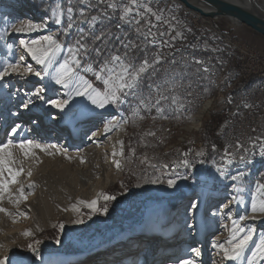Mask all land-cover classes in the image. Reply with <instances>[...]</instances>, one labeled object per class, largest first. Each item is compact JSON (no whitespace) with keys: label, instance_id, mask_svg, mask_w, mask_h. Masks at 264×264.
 I'll list each match as a JSON object with an SVG mask.
<instances>
[{"label":"rangeland","instance_id":"374dc122","mask_svg":"<svg viewBox=\"0 0 264 264\" xmlns=\"http://www.w3.org/2000/svg\"><path fill=\"white\" fill-rule=\"evenodd\" d=\"M141 2L150 5L154 11L163 9V20L161 21H156L155 17L148 14L147 19H150L156 27L151 29L155 36H149L147 40L143 34L136 31L135 20L129 24L119 19L123 7L128 4V0H106V3L103 4L99 3L98 0H0L1 10L7 7L14 10V14L10 18H0V32H2L1 29L10 26V24L21 18L24 19V17L31 18L34 22L46 24L51 36L55 37L62 45L60 53L62 56L58 59L60 62L69 59L67 49L79 38L81 30L85 33L94 32L97 35L101 31H105L111 34L108 46L100 42H97L96 45L104 48L105 52L115 53L117 50L123 52L121 41L124 43L131 41L137 45L133 55L136 56L138 62L147 58L151 64L157 57L161 58V62L158 64L161 67L155 65L158 75L153 76L152 71L149 70L150 74L148 73V76H145V88L143 89L145 93L148 92V85L152 81L160 83L168 80L169 84L166 87L170 89L173 83L180 84L179 88L171 89V94L177 96V105L170 108L165 107L163 116L158 114L155 108L141 109L137 116H133V108L139 102L132 97H129L121 105L109 106L111 110L109 117L119 115L121 123L125 126L121 156L123 165L116 179H114L111 169L109 171L102 169L104 156L102 157L103 163L97 157V163L100 164L95 166L93 165V161L97 159L96 157L93 159L95 155L85 156L84 158L67 157L52 152L49 155L36 149L34 150V156L25 160L19 153V149H13L17 159L25 169V173L18 178L19 181L24 185L32 183L34 187L31 189L25 188L27 199L19 205L9 203L7 199L0 205L7 208L11 213L10 215L0 213V256H7L10 264H22V262L23 264H40L43 260L48 261V264H151L152 258L149 257L152 253L158 257L157 261H153L152 264H165L169 261L173 262L184 257H191L193 248L202 252V262L212 264L215 258L213 253L217 252V249L212 246L215 235L220 234L223 237L230 238L234 232L232 231L229 235L227 232H222L223 229H219L220 219L214 225V229L209 228L204 233V237L202 240L200 239L201 244L197 241L189 244L182 243L184 246L195 245L192 246L191 251L187 248L188 252L185 253L183 252L185 248H182L179 254L169 255L168 253L169 249L175 250V246L180 248L181 244L176 241V237H182L184 241H187L199 236L196 233L197 216L191 217L186 222V226L184 225L185 219L179 220L184 204L197 197L201 188L203 190L208 189L212 194L207 208L210 209V212L217 210L227 196L239 195L242 199H247L255 194L260 199H264V195L257 192L258 185L264 183V157L260 155L259 148V145L261 147V141L264 140V77H258L259 74L264 73V64L258 63L256 60L251 63L248 60L251 55H256L264 61V39L258 41L250 35L246 36L242 30L248 27L244 25L234 27L225 18L208 21L210 18L204 16L205 22L192 21V23L191 19L188 20V17H186V15H192V10L184 8L182 6L184 4L176 2V0H141ZM108 3H116L117 8L115 10L108 8ZM58 7L64 10L59 25L55 23L56 11H54ZM69 7L73 9L71 20H69L67 13ZM81 11L84 12L83 17L80 15ZM136 11H143V9H134L133 13L129 15V20H132ZM93 16H96L97 20L89 23ZM136 19L140 18L136 17ZM69 23H72L73 27L65 35L64 29L67 28ZM140 27L143 33H147L148 25L141 22ZM230 30H233L232 33ZM187 31L189 32L187 33ZM205 31L207 32L205 33ZM161 32L164 33L163 36L160 35ZM176 32H181L182 36L172 39ZM116 37H120V39H116ZM225 39L237 44L239 50L231 49ZM153 40L154 42H149ZM1 41L0 33V67L5 62L17 63L22 54H17V46L12 45V48L15 49L8 53ZM87 42L91 45L90 37ZM203 44L209 48L203 46ZM24 57L23 64L28 60L29 65L32 66L31 61L35 62L31 57L29 58L30 61L27 56L24 55ZM176 58L180 59V65H168L169 61ZM81 59L84 64L95 62L94 67L98 68L103 56L98 58L92 52L87 58L81 57ZM207 59L210 62L214 61V64H218L215 65V68L212 67L215 69L213 72ZM197 60L202 61L203 65L197 64L195 62ZM23 64L21 67H24ZM56 67L57 64H54L49 71H55ZM205 67L208 69L207 72L204 71ZM39 69H41V66ZM195 69L197 70L195 71ZM234 69L236 70L234 71ZM203 73L205 74L203 75ZM80 74L102 88V84L95 81L92 73H85L80 69ZM235 75L236 77H234ZM238 75L251 78V81L248 80L247 83L241 79L239 84L234 85L233 82ZM15 78L19 82L22 79L19 76L9 75V77L0 80V143H7L9 140L13 141L14 144L21 140H34L40 143V140L44 139L42 143L46 145V140L50 141L46 137H53L54 130L47 132L45 131L47 126L44 125L42 127L44 132L33 136L30 132V127L33 125L31 123H37L41 115L44 117L41 118L42 121H45L47 117L50 120L58 119L62 115L66 117L65 115L69 111L71 112L74 106L67 105L68 108H65L67 110L64 113H60L58 110L51 111L49 109V111L44 108V103L49 98L48 93H58L60 91L58 88H61V85L51 86L43 99H33L31 95L42 86L38 87V85L33 84L34 88L27 90V88L19 86ZM39 79L41 82L45 80L47 84L53 83L50 76ZM210 80L214 82L211 83V86H209ZM218 83L221 86L217 88L214 84ZM226 83L227 90L224 87ZM252 84L253 86H251ZM166 94L170 93L166 92ZM229 98L232 101L231 103L227 102ZM27 100H32L28 107L29 112L24 111L27 114L23 115L25 120L20 122L15 135H12L11 130L14 125L18 124L19 114L22 115V112L18 111L23 107V102ZM187 100L194 102L196 106L200 105L199 109L201 110H192ZM239 101H241V104ZM202 104H206L207 107ZM179 105H183V107ZM71 108L73 109L71 110ZM88 116L90 115H85V117ZM81 119L84 120V117ZM99 123L97 122V124ZM61 124L67 129L74 126L71 123L67 124L63 119H61ZM97 124H93V122L89 124V126H92L90 129H88V126L78 128L79 133L77 130L71 129L74 135L79 134L77 137L80 136L84 141L80 142V145L76 148H70L69 152H73L77 147L97 146L93 142H88L92 135L91 130L95 129ZM84 128L85 130H83ZM48 129L53 128L48 127ZM62 132L65 134L64 130ZM148 133H154V135H148ZM64 134H62V138H64ZM109 137H112V134L106 136L104 142ZM257 137L261 139L257 140ZM237 142L249 147L247 155L251 163L237 162L235 165H223L221 160L223 150L226 147L230 151L233 150ZM253 143L255 144L254 148L252 147ZM213 145H215V151ZM198 152L204 154L197 156L196 153ZM184 153H187L186 157L182 155ZM184 158L190 161V167L185 168L180 164V161ZM82 160L83 162H81ZM153 164L156 165L155 168L151 167ZM163 164H168L169 167L163 168ZM221 165L226 169L228 177L236 174L237 171L245 172L246 175L243 179L237 181H232L230 178H221L217 170ZM17 166L21 165L18 164ZM29 170L31 176L27 175ZM84 171L92 177L91 180L94 186L101 187L96 199L98 203L95 209H90L78 203L81 198L83 201L92 200L89 197H82V193L85 194L88 190L84 188L78 190V175L85 173ZM105 176L108 178L107 182H105ZM182 177H187V179ZM151 179H158L163 182H148ZM168 179H175L176 185L169 188L166 183ZM73 185L77 188L75 189ZM18 187L19 184L12 185L11 189L15 192ZM64 192L67 193L64 194ZM74 192L77 193L74 194ZM101 193L114 196L115 199L105 201L103 196L100 195ZM63 196L65 197L63 198ZM60 201L64 202L61 203ZM58 202L63 205L61 206ZM78 206V213L72 214ZM105 207L107 211H103ZM32 208L38 213L39 217L33 215ZM157 209H164L166 214L153 215ZM68 213L72 215L68 216ZM173 213H175L174 217L176 219L172 217L174 220L170 221ZM167 214L171 215L168 219H166ZM180 221L182 222L180 225L176 226L174 224V222ZM41 222L46 225L38 227ZM135 223H141V226L131 230ZM61 225H63L62 228ZM246 226V224L242 225L244 229H248ZM6 229L17 231L14 236L19 239L18 241L23 240L26 242L15 246L7 244V240L11 235L6 232ZM25 231H30L32 234L29 237L25 236L23 235ZM209 231L212 232L209 233ZM195 234L197 236H193ZM243 234L239 233L238 236ZM35 241H40L39 245H35ZM222 243L223 241L220 242V244ZM28 244L38 247L41 259L37 260L28 251ZM225 247L228 246L225 245ZM250 255L251 248L248 247L240 258L241 261L222 262L221 258H218L217 261L219 260L218 264H246L247 257ZM259 264H264V261L262 260Z\"/></svg>","mask_w":264,"mask_h":264},{"label":"snow or ice","instance_id":"6c2138e0","mask_svg":"<svg viewBox=\"0 0 264 264\" xmlns=\"http://www.w3.org/2000/svg\"><path fill=\"white\" fill-rule=\"evenodd\" d=\"M99 3H106V0H98ZM108 8L115 10L117 8L116 3H108ZM134 9H143V11H136L135 16H133L132 20H129V15L133 13ZM56 24H61V17L64 14V10L62 8H57L56 10ZM72 8L67 9V13L69 16V20L72 19ZM160 14H157V13ZM163 9H157L156 11L153 8L145 3H142L141 0H128V4L123 7L122 14L119 19L121 21L127 22L131 24L133 20H135L136 31L145 36L147 40L149 36L154 37L155 33L151 31L153 27L156 25L152 24L150 19H147L148 14L155 17L156 21L163 20ZM81 17L84 16V12L81 11ZM139 17L140 19H136ZM175 19V17H173ZM97 20L96 16L91 18L89 23H92ZM141 22L145 25H148L147 33H143L140 27ZM167 23V21H165ZM73 27L72 23L67 25V28L64 29L65 35L68 30ZM119 27V25H118ZM40 28L31 22L29 23H21L19 25H12L11 31L14 33H27L32 31H39ZM190 31V29H189ZM9 33L5 31L4 35L7 36ZM161 36L164 35L163 32L160 33ZM182 36L181 32H176V37ZM91 38V45L88 44V38ZM111 39V34L105 31H101L98 35L94 32L85 33L81 30V34L78 39H76L75 43L68 47L67 52L69 54V59H65L62 62L57 61L58 53L62 47V45L57 41V39L51 35L44 36L41 40H31L26 41L21 39L19 41V47L22 49V54L19 57L17 63H8L5 62L2 67H0V80H3L6 76L9 75H17L21 78L27 77L29 75L39 77L43 79L45 76H50L51 79L57 85H61L64 89H66L65 95L67 99H52L49 100L48 103L57 108L60 111H64L66 106L69 104V101L72 100L73 97H84L86 98L92 106L95 108L103 109L106 106H114L121 105L128 100L129 97L134 98L139 103L133 108V116H137L141 109H151L155 108L157 113L163 116L165 107H172L173 105H177L178 99L175 94H171V89L179 88L180 85L173 83L171 85V89L166 87L169 84L168 80H164L160 83L152 82L148 85V92H144V79L145 76L149 73L151 69L152 75H158V72L155 68V65L160 64L161 58L157 57L151 64L148 59L145 58L141 61H137L135 55H133L134 50L137 48V45L129 41L128 43H124L121 41V45L124 49L123 52H105V49L97 45V42L108 46L109 41ZM116 39H120V37H116ZM149 42H154L149 41ZM167 43V42H165ZM9 48L12 45H8ZM94 52L96 56L99 58L103 56L102 62L99 63L98 68L94 67V63L84 64L82 62L81 57L87 58L90 53ZM23 53H27L32 60L35 61L36 64L42 66V71H37L31 65H27L21 67L22 62L25 57ZM59 64L58 67L55 68V71L50 72L49 69L54 64ZM197 64H202V61L197 60ZM80 69L85 73H92L95 77V81L99 84H102V88L98 87L96 83L89 79H85L83 75L80 74ZM205 72L208 71L207 68L204 69ZM45 89L40 87L35 93V97L39 99H43L41 95ZM170 93V94H166ZM170 101V103H169ZM231 99H228V103H231ZM32 103V100H27L23 102V107L28 108ZM183 107V105H179ZM247 106V105H246ZM155 119V117H153ZM127 122L126 120L124 121ZM119 122L107 121L104 124V132H109L113 128L118 126ZM19 125L12 128L11 134L15 135ZM95 136L96 133H93ZM148 135H154V133H148ZM260 140V137L256 138ZM251 142V141H250ZM49 147L55 148L54 145L48 146L40 144L34 140H21L18 143H13V141L9 140L7 143H0V205H2L3 201L7 199V201L14 205H19L22 201L27 199V195L25 192V188L31 189L34 187V184L29 183L27 185L22 184L19 181V177L25 173V169L22 166L21 162L17 159V156L13 149H19V153L24 157L25 160L34 156V150L39 149L40 151L48 152ZM252 147H255V144H252ZM213 150L215 151V145H213ZM59 151V149H57ZM249 152V148L245 146V144L237 142L234 145L233 150H229L227 147L223 150V154L221 156V160L223 161V165H233L237 162L240 163H251L248 158L247 153ZM203 152L196 153L197 156H202ZM116 155V153H113ZM183 156H187V153L182 154ZM260 155L264 157V140L261 141L260 147ZM83 162V160L81 161ZM143 163V161H142ZM20 164L21 166H17ZM180 164L188 168L190 167V161L187 158H184L180 161ZM221 165L217 170L221 178H230L232 181H237L243 179L246 175L245 172L237 171L236 174L228 177V173L226 169ZM115 166L120 168V162L116 161ZM151 167L155 168L156 165H151ZM163 168H168V164H163ZM28 176H31V171L27 172ZM187 179V177H182ZM148 182L158 183L163 182L158 179H151ZM169 188H172L176 185L175 179H168L166 181ZM19 184V187L15 192L12 191L11 186ZM257 192H261L264 195V183H261L257 187ZM105 201H110L115 199L114 196H110L107 194L101 193ZM257 198L253 195V203H252V212L253 214H264V199L259 200L257 203ZM79 204H83L90 209H95L98 201L93 199L91 201H78ZM75 207V206H73ZM198 208L197 203L191 204V210L194 212ZM103 211H107L105 207ZM0 213H4L5 215H10L9 210L3 206H0ZM18 214V213H17ZM251 218H255V215ZM243 219V217H241ZM61 228L63 225L60 226ZM239 233H244L242 236L237 238ZM32 233L30 231H25L23 235L30 236ZM253 239V231L252 229H244L242 227L236 228V230L232 233L231 239L227 242L228 247H225L224 244H220L217 241H213V247L219 248L222 252V262L223 261H236L239 260L245 253V250L248 248L249 242ZM40 241H35V245H39ZM28 251L37 259H41V254L39 252L38 247L33 244H28ZM192 252L195 256L200 255V251L196 248L192 249ZM257 258L260 260H264V236L260 237L259 243L256 244L255 248L251 250V255L247 257V264H257ZM0 264H10L7 256H0ZM23 264V262H22ZM180 264H195L193 260H181Z\"/></svg>","mask_w":264,"mask_h":264},{"label":"bare ground","instance_id":"6f19581e","mask_svg":"<svg viewBox=\"0 0 264 264\" xmlns=\"http://www.w3.org/2000/svg\"><path fill=\"white\" fill-rule=\"evenodd\" d=\"M160 1V0H159ZM167 1V0H166ZM173 1V0H172ZM190 2L194 3V4H197V5H200L201 4L199 2H197L196 0H189ZM225 1H228L230 3H233V4H236L240 7H243L245 8L246 10L248 11H251L252 13H255V14H258V15H262L264 16V0H225ZM170 2V1H169ZM177 2V1H176ZM5 3V2H4ZM155 3V2H154ZM166 3V2H165ZM171 3V2H170ZM169 5V4H167ZM26 6V5H24ZM183 6V5H182ZM163 7V6H162ZM176 7V5H175ZM181 7V6H180ZM203 7V6H202ZM182 8V7H181ZM177 11V10H176ZM14 14V10L13 9H10L9 7H7L6 9H0V18H10L11 15ZM186 17H188V20H190L191 22H197V16L192 15H186ZM185 17V18H186ZM133 18V17H132ZM190 18V19H189ZM22 19V18H21ZM19 19L18 21H15L14 23L10 24V26H7L6 28H3L1 29L2 32L1 33V39H2V43H3V46L7 49V52L10 53L12 52V50H14L12 47L9 48L8 45H14L17 46V54H21L22 53V49H20L19 47V41L21 39L23 40H26V41H31V40H41L42 37L44 36H49L51 35L50 34V30L48 28V25L46 24H42V23H38V22H34L33 19L31 18H28V17H24V19ZM35 20V19H34ZM183 20V19H182ZM229 21L230 24H232L234 27L235 26H242L240 25L236 20L234 19H227ZM31 22L32 24L38 26L40 28L39 31H32V32H27V33H14L11 31V26L12 25H19L21 23H29ZM188 22V21H187ZM192 22V23H193ZM163 23V22H162ZM7 24V23H6ZM5 24V25H6ZM202 26V25H201ZM205 27V26H204ZM203 27V28H204ZM211 28V27H210ZM215 29V28H213ZM186 30V29H185ZM5 31H7L9 34L7 36L4 35ZM191 31V30H190ZM213 31V30H212ZM116 32V31H115ZM189 31H187L188 33ZM194 32V31H193ZM207 31H205L206 33ZM209 32V31H208ZM198 33V31H197ZM201 34V33H200ZM203 34V32H202ZM211 34V33H210ZM138 35V34H137ZM208 35V34H207ZM215 36V35H214ZM202 37V36H201ZM204 37V36H203ZM211 37V36H210ZM209 37V38H210ZM216 37V36H215ZM207 38V37H206ZM202 39V38H201ZM214 40V39H213ZM218 40V39H217ZM210 41V40H209ZM215 41V40H214ZM201 42V41H200ZM143 43V42H142ZM156 43V42H155ZM193 43V42H192ZM218 43V42H217ZM194 44V43H193ZM211 44V43H210ZM144 45V44H143ZM155 45V44H154ZM200 45V44H199ZM153 46V45H152ZM169 46V45H168ZM167 46V47H168ZM195 46V45H194ZM203 46H206L203 44ZM218 46V45H217ZM220 46V45H219ZM170 47V46H169ZM207 47V46H206ZM227 47V46H226ZM209 48V47H207ZM169 49V48H168ZM183 49V48H182ZM192 49V48H190ZM206 49V48H205ZM231 49H233L231 47ZM189 50V49H188ZM195 50V49H194ZM207 50V49H206ZM62 49H60L59 53H58V56H57V61H59V57L62 56L60 55ZM182 51V50H181ZM208 51V50H207ZM218 51V49H217ZM220 51V50H219ZM190 52V51H189ZM198 52V51H197ZM203 52V51H202ZM229 52H230V48H229ZM181 54V53H180ZM195 54V53H194ZM198 54V53H197ZM205 54V53H203ZM208 54V53H207ZM223 54V53H222ZM221 54V55H222ZM23 55L27 56V58L29 59L30 56L27 54V53H23ZM166 55V54H165ZM175 56V55H174ZM177 56V55H176ZM195 56V55H194ZM205 56V55H204ZM240 56V54H239ZM166 57V56H165ZM170 57V56H169ZM179 57V56H178ZM203 57V56H202ZM213 57V56H212ZM228 57V56H227ZM234 57V56H233ZM188 58V57H187ZM199 58V57H198ZM218 58V57H217ZM229 58V57H228ZM11 59V58H10ZM169 59V58H168ZM172 59V58H171ZM202 59V58H201ZM216 59V58H215ZM238 59V57H237ZM170 60V59H169ZM209 62L210 60L207 59ZM224 60V59H223ZM228 61L231 59H227ZM241 60V59H240ZM30 61V59H29ZM217 61V60H216ZM220 62V59L218 60ZM233 61V60H232ZM231 61V62H232ZM24 62V61H23ZM60 62V61H59ZM196 62V61H195ZM214 62V61H213ZM212 61L210 62V69L211 71L213 72L215 69V65L217 64H214ZM239 62V60H238ZM28 60L25 64H23L24 66H27L30 64V62L28 63ZM184 63V62H183ZM191 63V62H190ZM189 63V65H190ZM208 63V62H207ZM227 63V62H226ZM31 64L32 67L34 69H36L37 71H42V66L41 65H38L36 64L35 62H32L31 61ZM223 64V63H222ZM168 65H172V66H178L180 65V59L179 58H176L174 60H171L168 62ZM186 65V63H185ZM192 65V64H191ZM195 65V64H194ZM203 65V64H202ZM208 65V64H207ZM218 65V64H217ZM216 65V66H217ZM233 65V64H232ZM41 66V69H39V67ZM59 66V64L57 63V67ZM160 66V65H158ZM224 66V65H223ZM236 66V65H235ZM161 67V66H160ZM168 67V66H167ZM184 67V66H183ZM214 67V68H212ZM238 67V66H237ZM177 68V67H176ZM187 68V67H186ZM200 68V67H199ZM206 68V67H205ZM218 68V67H217ZM220 68V67H219ZM228 68V67H227ZM236 68V67H235ZM168 69V68H167ZM171 69V68H170ZM173 69V68H172ZM193 69V67H192ZM246 69V68H245ZM151 70V69H150ZM197 69H195L196 71ZM218 70V69H217ZM221 70V69H220ZM223 70V69H222ZM230 70V69H228ZM236 69H234L235 71ZM242 70V69H241ZM247 70V69H246ZM245 70V71H246ZM200 71V70H198ZM203 71V70H202ZM151 72V71H150ZM180 72V71H179ZM190 74V72H188ZM197 73V72H196ZM201 73V72H200ZM240 73V72H239ZM238 73V74H239ZM150 74V73H149ZM171 74V73H170ZM174 74V72H173ZM205 73H203L204 75ZM213 74V73H212ZM216 74V73H215ZM176 75V74H175ZM179 75V74H178ZM192 75V74H191ZM208 75V74H207ZM246 75V74H245ZM12 76H17V75H12ZM148 76V75H147ZM171 76V75H170ZM186 76V75H185ZM206 76V75H205ZM215 76V75H214ZM223 76V75H222ZM241 75H238L237 78H235V81L233 82L234 85L236 84H239V81L241 79L245 80L246 82L248 80L251 81V79H249L248 77L245 78L244 76H241ZM7 77V76H6ZM5 77V78H6ZM9 77V76H8ZM48 76H46L47 78ZM153 77V76H152ZM177 77V76H176ZM180 77V76H179ZM178 77V78H179ZM183 77V76H182ZM217 77V75H216ZM226 77V75H225ZM236 77V75L234 76ZM259 78L261 77H264V73L263 74H259L258 75ZM146 78V77H145ZM170 78V77H169ZM229 78V77H228ZM256 78V77H255ZM16 79V78H15ZM51 79V77H50ZM162 79V78H161ZM175 79V78H174ZM181 79V78H179ZM190 79V77H189ZM208 79V78H207ZM227 79V78H225ZM230 79V78H229ZM257 79V78H256ZM52 80V79H51ZM148 80V79H147ZM150 80V79H149ZM155 80V79H154ZM163 80V79H162ZM172 80V79H171ZM177 80V79H176ZM203 80V79H202ZM201 80V81H202ZM216 80V79H215ZM242 80V81H243ZM19 86H22L23 88H27L28 89H32L33 87V84L35 85H38V87L42 86L45 91L41 94L42 96H45L47 95V90L53 86H58L57 84H55V82L53 81V83H48L44 80L43 82H41V80L39 79V77H35V76H32V75H29L27 77H24L22 79H20V82L17 81V79L15 80ZM50 81V80H49ZM151 81V80H150ZM161 81V80H160ZM209 81V80H208ZM210 85L211 86V83H214L213 80H210ZM224 81V80H223ZM227 81V80H226ZM253 81V79H252ZM257 81V80H256ZM261 81V80H260ZM263 81V80H262ZM153 82V81H152ZM155 82V81H154ZM158 82V81H157ZM175 82V81H174ZM185 82V81H184ZM187 82V81H186ZM190 82V81H189ZM205 82V81H204ZM219 82V81H218ZM231 82V81H230ZM255 82V81H253ZM200 83V82H199ZM221 83V82H220ZM248 83V82H247ZM145 84V83H144ZM183 84V83H182ZM192 84V83H191ZM197 84V83H196ZM195 84V85H196ZM208 84V83H207ZM230 84V83H229ZM242 84V83H241ZM255 84V83H254ZM260 84V83H259ZM180 85V84H179ZM203 85V83H202ZM217 88L220 87L221 85L218 83V84H214ZM227 83L225 84V90H227ZM261 85V84H260ZM60 86V85H59ZM187 86V85H186ZM253 86V84L251 85ZM16 87V86H15ZM36 87V86H35ZM214 87V86H212ZM237 87V86H236ZM239 87V86H238ZM248 87V86H247ZM34 88V87H33ZM145 88V86H144ZM200 88V87H199ZM241 88V87H240ZM254 88V87H252ZM39 89V88H38ZM60 89V93H53V94H49V98L46 99L45 103H44V108L47 109V110H51V111H54V110H58L57 108H54L52 107L48 101L49 100H52V99H56V100H59V99H67V96L65 95L66 93V89L64 88H58V90ZM236 89V88H235ZM256 89V88H255ZM26 90V91H27ZM173 90V89H172ZM185 90V89H184ZM199 90V89H198ZM239 90V89H238ZM251 90V89H250ZM175 91V90H174ZM188 91V90H187ZM193 91V90H192ZM214 91V90H213ZM239 91H242V90H239ZM195 92V91H194ZM228 92V91H227ZM253 92V91H252ZM147 93V92H146ZM197 93V92H196ZM222 93V92H221ZM200 94V93H199ZM249 94V93H248ZM189 95V94H188ZM213 95V94H212ZM211 95V96H212ZM241 95V94H240ZM245 95V94H244ZM214 96V95H213ZM216 96V95H215ZM235 96V95H234ZM238 96V95H237ZM20 97V96H19ZM22 97V96H21ZM20 97V98H21ZM31 97H33V99H36L37 97H35L34 94L31 95ZM184 97V96H183ZM205 97H206V94H205ZM231 97V96H230ZM180 98V97H179ZM200 98V97H199ZM208 98V97H207ZM240 98V97H239ZM12 99V98H11ZM38 99V98H37ZM185 99V98H184ZM190 99V97H189ZM198 99V98H197ZM222 99V97H221ZM224 99V98H223ZM24 100V99H23ZM200 100V99H199ZM204 100V99H203ZM210 100V99H209ZM225 100V99H224ZM227 100V99H226ZM36 101V100H35ZM41 101V100H40ZM184 101V100H183ZM188 101V100H187ZM197 101V100H196ZM195 101V102H196ZM208 101V100H207ZM216 101V100H215ZM263 101V100H262ZM11 102V101H10ZM201 102V101H200ZM203 102V101H202ZM201 102V103H202ZM219 102V101H218ZM228 102V101H227ZM16 103V102H15ZM14 103V104H15ZM189 103V106L191 107L192 110H198L200 105L196 106L194 104V102H190L188 101ZM200 103V104H201ZM221 104V103H220ZM227 104V103H226ZM11 105V104H10ZM71 105V106H74V109L71 108V112L67 115H65L66 117H64L63 115L62 116H59L60 118L58 119H55V120H50L48 119V117L46 118V120L42 121V115L39 117L40 119H38L37 123L35 122L34 123H31L33 124L31 127H30V132H31V135H35L37 133H43L44 131V128H42L44 125L47 126L46 127V130L47 132H49L50 130H54V133H53V137H50V136H47L46 138H49L50 141H47L46 140V145L48 146H52L54 145L55 148H52V147H49L48 149V152H52V153H59L60 155H65L67 157H85V156H90V155H95L93 159H95V157L99 158V160L102 162V157L104 156L103 160H104V163L102 164V169H105L107 171H109L111 169V172L114 174V179H116L118 177V175L120 174L121 172V167H122V148H123V134H124V128L125 126L121 123V117H119V115H116L115 117L111 116L109 117V113L111 112V110L109 109V106H106L105 108L103 109H100V108H95L94 106H92L90 104V102L84 98V97H73L72 100L69 101V104L68 106ZM203 105V104H202ZM201 105V106H202ZM205 105V106H204ZM203 106L204 107H207L206 104H204ZM202 106V107H203ZM261 106V105H260ZM201 107V108H202ZM216 107V106H215ZM224 107V106H223ZM239 107V106H238ZM236 107V108H238ZM66 108H68L66 106ZM188 108V107H187ZM190 109V110H191ZM217 109V108H216ZM219 109V107H218ZM235 109V108H234ZM49 110V111H50ZM67 109H65L64 111H60V113H64L66 112ZM70 110V109H68ZM201 110V109H199ZM24 111H26L27 113L29 112L28 108H24L22 107L21 110H19L18 112H22V115L21 113L19 114V121H18V124L14 125V127H16L17 125L20 126V122H22L23 120H25V118L23 117V115H27L24 113ZM224 111V109H223ZM192 112V111H191ZM190 112V113H191ZM199 112V111H198ZM211 112V111H210ZM221 112V111H220ZM240 112V111H239ZM58 114H60L59 112H57ZM145 113V112H144ZM189 113V112H188ZM187 113V114H188ZM205 113V112H204ZM207 113V112H206ZM14 114H17V113H14ZM85 115H90L88 117H85ZM191 115V114H190ZM205 115V114H204ZM248 115V114H247ZM32 117V114L30 115ZM255 116V115H254ZM50 117V116H49ZM84 117V120L81 119ZM182 118V116H180ZM195 117V116H194ZM207 117V116H206ZM27 118V117H26ZM44 118V117H43ZM211 118V117H210ZM214 118V117H213ZM218 118V117H217ZM14 119V118H12ZM22 119V120H21ZM61 119L65 120V122H67V124L71 123L72 125V128L69 127V129H67V127L65 128L62 124H61ZM174 119V118H173ZM180 119V118H179ZM197 119V118H196ZM208 119V118H207ZM144 120V119H143ZM41 121V122H40ZM107 121H113L114 123L115 122H119L118 123V126L116 128H113L111 131L109 132H104L103 129H104V124L105 122ZM69 122V123H68ZM97 124V122H100L99 124H97V126L95 127V129H92L91 132H92V135L90 136V138L88 139V142H93V144H97V146L95 147H89V146H86V147H81V148H78L75 149L73 152H69V149L70 148H76V146H79L80 145V142H83V138H81L80 136L77 137L78 135L77 134H73V132L71 131L72 130H77L78 132V128H81L83 126H88V129H90L92 126L89 124ZM179 122V121H178ZM201 122V121H200ZM215 122V121H214ZM217 122V121H216ZM45 123V124H44ZM199 123V122H198ZM217 124V123H216ZM185 125V124H184ZM190 125V124H189ZM188 125V126H189ZM196 125V124H195ZM94 126V125H93ZM49 128H53V129H48ZM42 128V129H41ZM86 128V127H85ZM85 128L83 130H85ZM94 128V127H93ZM199 129V128H198ZM64 130L65 134L62 132ZM39 131V132H38ZM90 132V133H91ZM79 133V132H78ZM93 133H96V135L94 136ZM195 133V132H194ZM62 134H64V138H62ZM112 134V137H109L108 139L105 140L104 142V139L106 136L108 135H111ZM38 136V135H37ZM177 138V137H176ZM188 139V138H187ZM186 139V140H187ZM38 140V139H37ZM190 140V139H189ZM40 144H43L42 142L44 141L43 140H40ZM176 144V143H175ZM248 144V143H247ZM44 145V144H43ZM100 146V147H99ZM247 147V146H246ZM251 147V146H250ZM249 148V147H248ZM259 148H260V145H259ZM57 149H59V151H57ZM39 150V149H37ZM135 151V150H134ZM255 151V150H254ZM259 151V150H258ZM252 152V151H251ZM113 153H116V155H113ZM191 153V152H190ZM249 153V152H248ZM252 154V153H251ZM191 157V156H190ZM90 158V157H89ZM98 158L93 161V165H99L97 162H98ZM101 158V159H100ZM255 158V157H254ZM258 160V159H257ZM116 161H119L120 162V168H117L115 166V162ZM253 163V162H252ZM256 164V163H255ZM235 165V164H234ZM237 165V164H236ZM253 165V164H252ZM229 166V165H228ZM260 168V167H259ZM244 169V168H243ZM244 171V170H243ZM85 172V171H84ZM79 177V180H78V186H79V191L80 189L83 190V188L85 190H88L87 193H82L83 196L82 197H89V198H92L93 199H97L98 195H99V191L101 189L100 186H94L93 183H92V177H90L88 175L87 172L83 173V174H79L78 175ZM107 176H105V182H107ZM74 186V185H73ZM102 186V185H101ZM75 187V186H74ZM72 188V187H71ZM77 187H75L76 189ZM241 188V187H240ZM76 191V190H75ZM85 192V191H84ZM67 193V192H66ZM64 192V194H66ZM77 193V192H76ZM74 192V194H76ZM59 194V193H58ZM78 195V194H77ZM255 195V194H253ZM253 195L249 196V198L247 199H242L239 195L237 196H227V198L225 199V201L223 203H221V205L219 206V208L217 210H214L212 212H210V209L208 210V205H209V200L210 198L212 197V194L210 193V191L208 189H199L198 191V196L193 198L191 201L187 202L184 204V207H182L181 209V217L179 218V220L181 219H185L186 221L184 222V225L186 226V222L193 216H197L196 218V221H197V230H196V234L193 235V236H197V238L195 239H189L187 241H184L182 237H176V241H178L181 245H180V248L175 246V250L173 249H169L168 250V253L169 255H174V254H179L180 253V249L182 250V248H185V250H183V252H188L186 249L189 248V250L191 251V248L192 246H195V245H187V246H184L182 243L186 242V243H190V242H195L196 241L198 243L201 244V240L202 238L204 237V233L209 229H214V225H216L220 219V226H219V229H223L222 232L224 233H228L231 234L232 231H235L236 228L238 227H242L243 224H246L247 228L248 229H252L253 231V239L249 242V245L248 247L252 249L255 248L256 244L259 243V240H260V237L261 236H264V214H253L252 212V203H253ZM256 198H257V203L259 202V200H261L257 195H255ZM65 196H63L64 198ZM57 198V197H56ZM67 198V197H66ZM77 198V196H76ZM58 200V199H57ZM61 200V199H60ZM64 200V199H63ZM76 200V199H75ZM82 200V198H81ZM59 201V200H58ZM65 201H67V199H65ZM87 201V200H86ZM61 202V201H60ZM64 202V201H62ZM61 202V203H62ZM74 202V201H73ZM197 203L198 204V208L193 212L191 210V204L192 203ZM59 203V202H58ZM67 203H69L67 201ZM60 204V203H59ZM61 205V204H60ZM63 205V204H62ZM61 205V206H62ZM73 205V204H72ZM71 205V206H72ZM80 206V205H79ZM79 206L73 210L72 214L76 213L77 211H79ZM214 206V205H213ZM69 207V206H68ZM69 209V208H68ZM23 210V209H22ZM24 211V210H23ZM32 211H33V215L35 217H39L38 213H36L33 208H32ZM78 213V212H77ZM160 213L162 214H166L164 209H157L156 211H154L153 215L154 214H157L159 215ZM72 214H69L68 213V216H71ZM171 214V213H170ZM168 215V214H167ZM175 213L171 215H168V217H166V219L170 218L171 216V219L170 221L174 220V218L176 219V217H174ZM255 215V218H251ZM160 216V215H159ZM74 217V216H72ZM174 217V218H172ZM241 217H243V219H241ZM176 221V220H175ZM178 221V220H177ZM182 222H174V224H176V226L180 225ZM46 224H44L43 222L39 223V226L38 227H43L45 226ZM210 225H212V227H210ZM157 227V226H156ZM243 228V227H242ZM41 229V228H40ZM230 230V231H229ZM6 232L11 235V237H9V239L7 240V244H11V246H15V245H21V244H24L26 241H23V240H20L18 241L19 239L16 238L14 236V234H16L17 231H13L11 229H6ZM212 232V231H209V233ZM36 233V232H35ZM19 235V234H18ZM241 236V235H239ZM237 235V238L239 237ZM29 237V236H28ZM232 237V236H231ZM228 238L227 236L226 237H223L222 235L220 234H217L215 235V237L213 238L212 241H217L218 243L222 242V244L224 245H228V241L231 239ZM227 238V240H226ZM201 239V240H200ZM172 240V239H171ZM200 240V241H199ZM177 243V244H179ZM213 246V245H212ZM174 247V246H173ZM216 248V247H215ZM217 249V252H214V256L215 258L213 259L212 261V264H218L219 260L217 261L218 258H222V252L219 248H216ZM248 249V248H247ZM246 249V250H247ZM245 250V252H246ZM189 251V252H190ZM188 254V253H187ZM202 252H200V255L197 257L194 255L193 252H191V257H184L180 260H177V261H169V262H166L165 264H180V261L181 260H193L195 262V264H206V262H202ZM149 258H152V261H151V264L152 262L154 261H157L158 257L156 255H154V253L151 254V257ZM240 260V259H239ZM206 261V260H205ZM241 261V260H240ZM262 260H260L259 258H257V264H259ZM264 261V260H263ZM40 264H48V261L46 260H43ZM238 264V263H236ZM246 264H247V260H246Z\"/></svg>","mask_w":264,"mask_h":264},{"label":"water","instance_id":"95a60500","mask_svg":"<svg viewBox=\"0 0 264 264\" xmlns=\"http://www.w3.org/2000/svg\"><path fill=\"white\" fill-rule=\"evenodd\" d=\"M176 1L184 4L187 9L199 13L207 18L234 19L240 25H244L264 37V16L252 13L251 11H248L236 4L225 0H196L201 4L200 6L190 2L189 0ZM140 226L141 223H135L131 230H135Z\"/></svg>","mask_w":264,"mask_h":264},{"label":"built area","instance_id":"2783aa9c","mask_svg":"<svg viewBox=\"0 0 264 264\" xmlns=\"http://www.w3.org/2000/svg\"><path fill=\"white\" fill-rule=\"evenodd\" d=\"M184 8H186L184 5H183ZM187 9V8H186ZM189 10V9H188ZM193 12V15L197 16V22H200V23H203L205 22V17L199 13H196L194 11ZM217 20V18H210L208 19V21H215ZM226 43L228 46L232 47L234 50H239V47L237 46V44L229 41L228 39H225ZM239 44V43H238ZM248 60H250V62L252 63L253 60H256L258 63H262L264 64V61L260 60L256 55H251ZM251 79V78H249ZM239 103L241 104V101H239Z\"/></svg>","mask_w":264,"mask_h":264},{"label":"crops","instance_id":"0c3cea01","mask_svg":"<svg viewBox=\"0 0 264 264\" xmlns=\"http://www.w3.org/2000/svg\"><path fill=\"white\" fill-rule=\"evenodd\" d=\"M242 27V26H241ZM231 31V33H232V31L233 30H230ZM242 31H244L243 33H245L246 34V36L248 35H250V36H252L254 39H256V40H258V41H263L262 39H264V38H262V36H260L259 34H257V33H255L253 30H251V29H249V28H245L244 30H242ZM258 37V38H257ZM260 37V38H259Z\"/></svg>","mask_w":264,"mask_h":264}]
</instances>
